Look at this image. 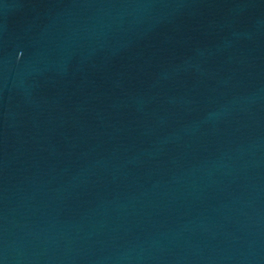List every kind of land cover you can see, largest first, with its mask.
I'll list each match as a JSON object with an SVG mask.
<instances>
[{"label": "water", "instance_id": "water-1", "mask_svg": "<svg viewBox=\"0 0 264 264\" xmlns=\"http://www.w3.org/2000/svg\"><path fill=\"white\" fill-rule=\"evenodd\" d=\"M0 264H264V0L1 2Z\"/></svg>", "mask_w": 264, "mask_h": 264}]
</instances>
